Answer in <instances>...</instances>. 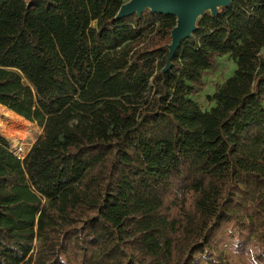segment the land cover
<instances>
[{
    "label": "trees",
    "instance_id": "obj_1",
    "mask_svg": "<svg viewBox=\"0 0 264 264\" xmlns=\"http://www.w3.org/2000/svg\"><path fill=\"white\" fill-rule=\"evenodd\" d=\"M128 1L0 0V105L42 130L0 154V264H264V0L199 17L166 71L176 18Z\"/></svg>",
    "mask_w": 264,
    "mask_h": 264
},
{
    "label": "water",
    "instance_id": "obj_2",
    "mask_svg": "<svg viewBox=\"0 0 264 264\" xmlns=\"http://www.w3.org/2000/svg\"><path fill=\"white\" fill-rule=\"evenodd\" d=\"M232 0H129L123 4L116 15V19L136 14L140 17L142 12L149 10L151 13L172 15L176 18L175 27L170 33V44L167 46L168 57L166 71L170 61L182 40L190 38L196 30L199 17L209 12L216 16L220 8L227 7Z\"/></svg>",
    "mask_w": 264,
    "mask_h": 264
},
{
    "label": "rangeland",
    "instance_id": "obj_3",
    "mask_svg": "<svg viewBox=\"0 0 264 264\" xmlns=\"http://www.w3.org/2000/svg\"><path fill=\"white\" fill-rule=\"evenodd\" d=\"M235 68V64L224 56L218 58L214 68L207 72L204 78L206 88L196 97L202 111L210 108L206 97L212 95L217 85L231 77ZM41 134L42 130L37 125L0 105V136L4 140L0 149L1 155L10 152L24 159Z\"/></svg>",
    "mask_w": 264,
    "mask_h": 264
},
{
    "label": "crops",
    "instance_id": "obj_4",
    "mask_svg": "<svg viewBox=\"0 0 264 264\" xmlns=\"http://www.w3.org/2000/svg\"><path fill=\"white\" fill-rule=\"evenodd\" d=\"M226 57V56H225ZM233 63V62H232Z\"/></svg>",
    "mask_w": 264,
    "mask_h": 264
}]
</instances>
